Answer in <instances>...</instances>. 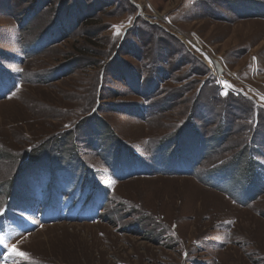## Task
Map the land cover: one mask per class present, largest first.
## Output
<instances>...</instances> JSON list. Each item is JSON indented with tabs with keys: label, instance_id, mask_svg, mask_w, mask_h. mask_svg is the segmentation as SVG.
<instances>
[{
	"label": "rangeland",
	"instance_id": "rangeland-1",
	"mask_svg": "<svg viewBox=\"0 0 264 264\" xmlns=\"http://www.w3.org/2000/svg\"><path fill=\"white\" fill-rule=\"evenodd\" d=\"M1 78L0 264H264V0H0Z\"/></svg>",
	"mask_w": 264,
	"mask_h": 264
},
{
	"label": "trees",
	"instance_id": "trees-1",
	"mask_svg": "<svg viewBox=\"0 0 264 264\" xmlns=\"http://www.w3.org/2000/svg\"><path fill=\"white\" fill-rule=\"evenodd\" d=\"M72 66H74V65H72ZM60 72H63V70H60ZM1 79H3L4 80V78H1ZM1 83H3V81L1 82ZM0 83V84H1ZM6 91H8L7 90V88L6 89H1V85H0V101H5V99L3 98V97H1V95H3V94H5L6 93ZM9 92V91H8ZM96 108V107H95ZM94 116V115H93ZM90 117H92V116H90ZM99 129H100V127H99ZM99 131V130H98ZM96 132V131H95ZM68 141H70V139H68V138H63L62 140H58V141H52V142H50L51 143V146L54 148V153L53 154H55V155H57V157L59 158V155L60 156H62V157H64L66 154H67V157L66 158H68V157H70L71 158V160H76V161H78V159H77V152H76V150H77V148H76V146H73V150L70 152H67L66 151V149H65V147H64V144L66 143V142H68ZM54 143V144H53ZM111 143V142H110ZM40 147H41V149H40ZM39 148H36L37 149V151H35V152H31L32 154V156L33 157H36V156H38L39 154H41V152H43L42 150H44L45 152H43V153H46V151H47V143H44V144H42L41 146H40ZM53 148H52V150H50V151H48L49 152V154L51 153V152H53ZM30 152V151H29ZM30 159V158H29ZM81 165V164H80ZM16 184V183H15ZM14 184V185H15ZM14 187V186H13ZM12 187V188H13Z\"/></svg>",
	"mask_w": 264,
	"mask_h": 264
},
{
	"label": "snow or ice",
	"instance_id": "snow-or-ice-1",
	"mask_svg": "<svg viewBox=\"0 0 264 264\" xmlns=\"http://www.w3.org/2000/svg\"><path fill=\"white\" fill-rule=\"evenodd\" d=\"M21 255H24L23 253H21Z\"/></svg>",
	"mask_w": 264,
	"mask_h": 264
},
{
	"label": "bare ground",
	"instance_id": "bare-ground-1",
	"mask_svg": "<svg viewBox=\"0 0 264 264\" xmlns=\"http://www.w3.org/2000/svg\"><path fill=\"white\" fill-rule=\"evenodd\" d=\"M159 201V200H158ZM161 202V201H160ZM161 205V204H160ZM153 207V206H152Z\"/></svg>",
	"mask_w": 264,
	"mask_h": 264
}]
</instances>
